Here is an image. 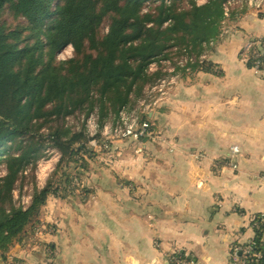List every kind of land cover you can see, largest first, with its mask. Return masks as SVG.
I'll use <instances>...</instances> for the list:
<instances>
[{
  "label": "crops",
  "instance_id": "0c3cea01",
  "mask_svg": "<svg viewBox=\"0 0 264 264\" xmlns=\"http://www.w3.org/2000/svg\"><path fill=\"white\" fill-rule=\"evenodd\" d=\"M222 25L225 38L202 54L214 71L179 86L161 109L145 110L167 133L143 137L141 151L113 143L116 161L90 166L95 193L72 218H86L81 233H64V204L47 199L44 219L61 222L47 240L52 264H173L166 254L176 250L189 264H232L233 248L254 238L250 222L264 213V78L239 51L264 36V3L254 13L237 0ZM226 159L236 168L220 164ZM56 163L39 168L38 187Z\"/></svg>",
  "mask_w": 264,
  "mask_h": 264
},
{
  "label": "trees",
  "instance_id": "16d2710c",
  "mask_svg": "<svg viewBox=\"0 0 264 264\" xmlns=\"http://www.w3.org/2000/svg\"><path fill=\"white\" fill-rule=\"evenodd\" d=\"M226 1L0 0V261L25 243L33 225L43 223L48 198L70 196L85 204L95 193L78 191L82 176L112 146L89 150L82 126L73 130L65 119L95 112L99 128L115 125L123 107H132L146 87L166 76L162 60H171L183 76L189 67L192 80L213 72L211 60L198 58L225 38ZM67 45L72 56L59 60ZM183 54L196 61L179 68L174 56ZM153 62L159 67L150 71ZM143 120L149 136L158 138L156 120ZM48 146L59 152L55 168L43 187L33 186L29 205L16 207L13 190L23 184L26 170L34 178L35 163ZM250 226L251 252L261 255L251 264H264V213L253 216ZM47 247L53 257V244Z\"/></svg>",
  "mask_w": 264,
  "mask_h": 264
},
{
  "label": "built area",
  "instance_id": "2783aa9c",
  "mask_svg": "<svg viewBox=\"0 0 264 264\" xmlns=\"http://www.w3.org/2000/svg\"><path fill=\"white\" fill-rule=\"evenodd\" d=\"M205 0H197L198 4L204 3ZM237 0H227L224 3V16L228 18L230 6L235 3ZM249 7L253 12L258 13L262 10L263 0H246ZM104 31H108V27L104 28ZM73 48L71 45H67L63 47L59 52L60 57L64 60L70 58L72 56ZM206 55H202L198 58L199 62H203ZM59 59V57H58ZM239 60L244 65H249L251 70L259 75L260 78H264V36L258 38H252L247 40L242 48L239 51ZM165 61V62H164ZM196 58L192 55H185L178 58H174V62L176 66L182 68L186 66L188 62L194 63ZM166 67L167 70L171 66L173 67L174 72H180L177 70L175 65L172 64L171 60H162L161 61ZM155 63V62H154ZM150 69V68H149ZM189 69V67L186 68ZM169 72V70H168ZM166 72V76H167ZM165 76V77H166ZM167 78V77H166ZM161 80V79H160ZM175 82V77H169L167 80H161L157 85L150 88L149 92L159 91L163 92V88H166L165 93L170 90L172 84ZM139 106L136 107V104L133 107H123L118 113V119L115 125H111L109 123H105L101 128H99V124L97 122V116L95 112L89 113L87 116L80 115L78 120H74L72 118H66L65 123L67 126H70L73 130H78L77 122H81V126L84 129V133L88 137L87 148L93 152H96L100 149V146L104 140H122V139H134V141L138 144V150L141 151L143 147L146 145V140L143 136H149L148 123L142 120L139 116L141 112H145L146 109H150L155 104L152 102H146L145 100H138ZM136 102V103H137ZM148 103H151L150 107H146ZM73 121V122H72ZM148 130V132H147ZM52 148V147H51ZM233 151H237V148H232ZM59 159V152L54 148L50 151L49 155L44 158H41L37 164V171L41 168L42 165L50 162L51 160ZM224 166H230L232 168H236V165L231 163L229 160L223 163ZM219 166V165H218ZM217 166V167H218ZM36 171V185L38 186V176ZM29 169L24 172V175H28ZM3 174V171H2ZM26 188V187H25ZM31 188V186H30ZM41 188V187H39ZM24 194V193H23ZM22 194V202L17 207L25 208L29 205L31 201V192H26V195ZM263 222V221H262ZM253 226H257V223L253 224ZM252 227V226H251ZM253 238L248 241L247 245L243 246H235L232 250L231 260L232 264H251L252 260H258L261 258V255L258 253L251 252V245L253 244ZM167 258L173 264H189L188 261L184 258V256L179 252V250L171 251L166 254ZM264 260V259H263Z\"/></svg>",
  "mask_w": 264,
  "mask_h": 264
},
{
  "label": "rangeland",
  "instance_id": "374dc122",
  "mask_svg": "<svg viewBox=\"0 0 264 264\" xmlns=\"http://www.w3.org/2000/svg\"><path fill=\"white\" fill-rule=\"evenodd\" d=\"M225 33H226V30H223L222 35ZM213 44H214V42H212L210 46H213ZM58 57H59V60H63L60 57L59 53L57 54V58ZM178 57H180V56H174V58H178ZM200 59H201V57H200ZM160 63L163 66V70L165 72H167V74H168L166 77L167 78L175 77V82L172 84L170 90H168L166 92V94H164V93H165L167 86L165 88H163V92H159V91L149 92L150 88L157 85L161 80H163V79L167 80V78L165 76L163 78H161V80H158L154 85L150 86L149 89H147V88L144 89V91H143L145 94L144 100L146 102H152V104H155L153 109L152 108L149 109V112H152L158 106L166 104L168 102V100L171 99L175 90L179 86H182L184 83H189L192 81L191 77H189L190 75L193 74L192 70L187 69V71H185L186 75L183 76L181 70H180V72H174L173 67L170 66L168 68V70H169V72H168L167 67L162 62H160ZM149 67H150V71H155L159 67V65L156 64V62L155 63L153 62L149 65ZM136 102H135L136 107H138L139 103L138 102L136 103ZM134 105H132V107ZM150 106H151V103H148L146 105V107H150ZM132 109H134V107ZM139 116L141 119L142 118L144 119L145 116H147V112H141L139 114ZM77 124H78V127L81 126V122L78 121ZM161 129L160 128L154 129V131H156L158 135H164L165 133H167L164 130L162 132ZM102 143H104V144L110 143L111 146L113 145V143H120L121 145L128 146V148H133V147H135V149L137 148L136 142L134 141V139H122V140H114L113 139V140H107V141L104 140ZM51 147L52 146H48L45 149L44 156L41 158H44V157H46V155L47 156L49 155L50 151L52 149H54L53 147L52 148ZM112 147H109V149L107 151L102 153L101 156H99L98 158L95 159V161L91 162L90 166L91 165H100L102 167H104V166L108 167L109 165H112L116 161V158H117V155L112 150ZM102 148H103V145H101L100 149L96 152H99ZM40 159H38L35 163V170H34V174H33L34 178H29V174L24 175L25 177H24L23 184L19 183V185L13 190V192H12L13 202L15 203L16 207L19 204H21V202H22L21 196L23 193H24L23 195H26V192H31V194H32V192H33L32 188H33V186L36 185L37 164H38V161ZM2 171H3V169H2V166L0 165V175H2ZM88 172H86V175L84 174L82 176V179H81L82 183H81L78 191L81 188H86L89 190H91V188L93 189V186H91V179H90ZM37 173H38V171H37ZM47 177H46V179H47ZM30 186H31V188H30ZM36 187H37V185H36ZM78 191H76L77 194L79 193ZM53 200L58 202V203L64 204L63 206H61V209L65 212L66 217L64 220H62V231H64V233H70V232H75L76 228H78L79 232L81 233L82 232L81 228L85 227L86 218L84 216L81 219L72 220V218L73 217L76 218V217L80 216V214L83 211L82 207L85 206L86 203L85 204L80 203L79 201H77L76 199H74L73 197H70V196L62 198V199L61 198H55ZM52 208H53V211L51 212L52 215L54 212H59V208L57 205L52 206ZM44 217H45V213L43 211V213L40 215V222L42 220L43 223L36 225V226L33 225L31 227V231L29 232L30 235L27 237L25 243L22 245L16 244L15 246H13L9 250V252H7L5 255V257L7 259L5 261H0V264H52V261H53V257H51L52 251L49 250L47 247V244L51 243V241L47 242V240L54 238L55 235L58 234V231L60 229L59 225L61 222H60L58 217H55L54 221L50 220L49 222L47 221L48 219H44ZM0 258H1V255H0ZM40 258H42V259L40 260Z\"/></svg>",
  "mask_w": 264,
  "mask_h": 264
}]
</instances>
